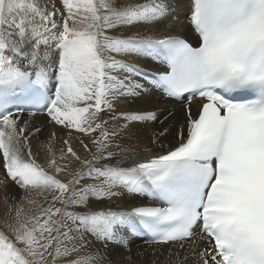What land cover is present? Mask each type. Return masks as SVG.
I'll list each match as a JSON object with an SVG mask.
<instances>
[{"label": "snow or ice", "instance_id": "obj_1", "mask_svg": "<svg viewBox=\"0 0 264 264\" xmlns=\"http://www.w3.org/2000/svg\"><path fill=\"white\" fill-rule=\"evenodd\" d=\"M0 170V264H264V0H0Z\"/></svg>", "mask_w": 264, "mask_h": 264}, {"label": "bare ground", "instance_id": "obj_2", "mask_svg": "<svg viewBox=\"0 0 264 264\" xmlns=\"http://www.w3.org/2000/svg\"><path fill=\"white\" fill-rule=\"evenodd\" d=\"M125 3H132L135 2V0H124ZM167 25H165L164 27H161L159 29L161 34H164L165 31L167 30ZM135 31H141V32H146L149 31V29H144V28H139V29H132L131 31H128L126 34L131 35L133 32ZM127 59L132 60V57H128ZM141 64V66H143L144 62L140 61L139 62ZM195 105L196 102H193V111H195ZM164 107H172V104L160 97H153L151 99H147V100H140V101H136V102H132V101H128V100H121L118 102V110L119 111H127V110H131L133 108H148V109H156V108H164ZM177 111H179V106H176ZM43 119V118H41ZM160 127V125H149L146 128H142L140 129V134L144 139V142L146 143V137L151 135V132L155 129ZM43 132L40 134L39 139L40 141H45V139L49 136V133L52 131V127L50 125L47 124V122H44L43 125ZM57 131H59V129H57ZM133 131H136V129H133ZM33 144L36 145L37 141H33ZM75 146V145H74ZM78 147V146H77ZM35 151V149H34ZM38 162L43 163V156L41 154V156L38 157ZM3 176V172L2 170H0V177ZM61 179H63L64 177L61 176ZM10 185V182H9ZM11 191L15 192L17 191L16 189L12 188ZM111 204L113 206H121L123 207L125 205V201L121 200L120 198H114L113 201H111ZM5 210V204L3 203V187L0 186V220L3 219V213ZM141 250H147V252H151L152 248L150 245H148L147 243H145V241L143 239H136L133 244H132V254L135 255V253L137 251H141ZM109 252L113 255V257L115 258V264H126L125 261H121L119 259V257L121 255H128V253H124L123 250H118V249H109ZM146 259V258H145Z\"/></svg>", "mask_w": 264, "mask_h": 264}]
</instances>
